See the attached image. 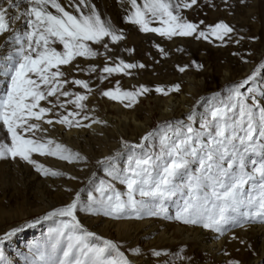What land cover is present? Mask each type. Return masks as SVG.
Wrapping results in <instances>:
<instances>
[{"label":"snow or ice","instance_id":"obj_1","mask_svg":"<svg viewBox=\"0 0 264 264\" xmlns=\"http://www.w3.org/2000/svg\"><path fill=\"white\" fill-rule=\"evenodd\" d=\"M127 3L131 11L124 19L138 25L141 32L168 39L196 34V39L212 36L223 41L234 31L222 21L204 31L187 20L182 10L197 5V0H143L142 6L138 0ZM153 21L162 26L150 27ZM5 34L0 41V160L19 159L41 175L64 176L66 173L33 158V154H38L69 163L86 160L66 145L36 135L48 131L41 122L49 126H90L82 123L90 119L84 103L88 96L65 88L71 83L91 91L89 84L82 79L67 80L68 73L61 66H69L70 71L77 57L102 55L92 45H102L110 52L104 38L110 37L116 43L124 37L104 18L94 0H0V36ZM136 67L145 66L120 60L115 67L105 65L100 71L128 75L126 70ZM90 70L97 71L95 66ZM262 73L264 61L242 81L226 86L223 99L216 101L220 94H214V102L198 119L194 106L184 119L158 123L139 143L122 140L127 153L122 171L118 159L123 153L119 151L97 161L108 176L125 186V191L100 181L87 191L86 202L81 196L85 189H81L70 203L4 233L0 243L26 227L55 218L56 226L49 230V249L39 251L29 264H132L118 242L89 231L77 218V212L113 219L163 217L220 235L235 227L264 225V106L254 95L249 102V94H254L256 88L249 86L247 92L241 91L246 85L255 84ZM105 78L101 76V82ZM179 90V85L167 90L162 86L155 88V92L165 96ZM149 91L140 85L135 91L117 87L101 94L121 102L126 99L129 103L125 106L132 107L138 96ZM61 96L69 99L61 102ZM50 97L56 98L55 103ZM41 101L52 106H42ZM66 104H74L76 111H67L66 115L53 111L57 107L66 109ZM100 122L92 119V123ZM177 197L175 215L171 216L168 202ZM132 252L138 253L139 249ZM3 259L0 253V261ZM228 264L240 262L229 260Z\"/></svg>","mask_w":264,"mask_h":264},{"label":"rangeland","instance_id":"obj_2","mask_svg":"<svg viewBox=\"0 0 264 264\" xmlns=\"http://www.w3.org/2000/svg\"><path fill=\"white\" fill-rule=\"evenodd\" d=\"M185 2H190V0H185ZM138 4L142 6L143 0ZM182 11L183 16L190 22L199 25L200 30L207 31L208 26H214L216 23L222 21L231 26L234 31L230 34V37H225L223 41L212 36H209L208 39H196V34L188 37L174 36L168 39L157 33L141 32L138 25H134L125 19L121 26H118L113 21L117 34L122 33L124 38L116 43H112L110 37H105L104 39L108 42L109 49H111L110 52L105 50L102 45H92L94 50L102 53V55H98L95 58L77 57L75 60L97 59V63L77 64L76 68L70 71L69 66H61L68 73L66 76L67 80L82 79L89 84L91 91L71 83L66 84L65 88L73 93L79 92L87 95L88 99L94 101V108L97 112L101 113L103 110L101 114L111 117L116 116V113L110 108V101L118 102L120 100H112L103 96L101 94L103 91L109 89L115 91L117 87L122 88L124 91H135L140 85H145L150 91L137 97L139 99L138 105L141 108V119L145 115L151 118L148 120L149 127L145 133L163 121L184 119L194 106L197 119L203 116L209 108L210 103L214 102V94H220L219 97H216V101L223 99L227 95L225 92L226 86L242 81L259 66L261 61H264V0H244L243 3L241 0H197V5H193L190 9H183ZM201 21L204 23L201 24ZM149 26L161 27L162 25L158 21H153ZM242 37L243 39H241ZM174 39L178 40L174 45H171ZM88 43L91 44V42ZM194 48L197 50H193ZM58 49L62 50V46H58ZM160 49L164 50L163 53ZM120 60L126 63L143 64L145 66L143 68L128 69L132 73L128 85L123 84V72L109 75L100 71L105 65L115 67L119 64ZM166 60L174 64L177 72H180L179 68L182 67L183 62L187 61L188 66H186V69L188 71L194 73L205 72L206 75L208 73L210 76L209 79H206V83L204 79H201L202 83L205 84L198 87V91L194 94L192 106L186 114L161 117L159 116L160 106L153 101L154 97L177 96L181 92L180 90L169 92L167 96L155 92V88L157 86L164 87V82L167 80V78L165 79L167 71L162 67L165 66ZM198 65L200 67H197ZM92 66H95L97 71L92 72L90 70ZM248 66L251 68V71L245 72ZM228 68L231 70L230 74L229 72L227 73ZM183 74L181 73L180 75ZM101 76L106 77L103 82L100 80ZM201 78H203V75ZM117 82H119V85ZM172 85L173 83L171 82L170 87ZM249 86L256 88L254 94H249V102H251V98L254 95L257 102L261 106H264V73L259 75L255 84L246 85L241 91L247 92ZM201 98L204 99L202 100ZM68 99L63 96L60 97L61 102H66ZM49 100L55 103L56 98L50 97ZM124 101L129 103L126 99ZM197 101H200V103L197 104ZM40 103L45 107L52 106L47 101H41ZM84 103L87 105V101ZM53 111L62 112L66 115L67 111H76V109L74 104H66V109L57 107ZM86 111L90 115L88 108ZM48 117L55 119L51 114H48ZM93 118H99V114H96ZM82 123L90 125L92 119L82 121ZM195 126L198 127V123ZM36 135L40 136V133ZM138 139L139 135L122 134V140L124 141L139 143ZM108 140V142H105L103 139L98 138L94 139L90 145L83 147V149L70 148L86 157L85 161L72 162L71 164L75 165L72 170H65L64 173L70 176H44L37 172L32 165L22 161L23 165H30V173H35L37 176V180L29 182V178L26 177V174H23L22 165L15 168H12V166L6 167L5 161L10 159L0 160V236H3L11 228L18 227L26 221L35 220L48 211L70 203V200L55 202L53 206L41 209L48 200H52L55 187L69 182V177H76V179H72L75 185L64 188L66 191L65 195L68 193L75 194L77 191L85 189V192H82L81 196H85L86 201L87 191L92 190L93 184H99L100 181L111 183L121 192L125 191V186L114 177L108 176L102 166L97 163V161L106 157V154H108L107 156H111L119 151L123 154L118 159V168L122 171L126 167L127 153L124 152L123 148H120L119 143H121V140L115 135L110 136ZM104 150H106L105 154ZM33 158L38 163L55 169L54 165L43 161L41 159L43 158L42 156H33ZM63 162L70 165L67 161ZM195 167L196 165H193V168ZM47 177L50 181L47 186L45 182L38 181ZM36 181L37 183H35ZM178 202L179 197L175 201L168 202L169 215L172 216L175 213ZM77 213L82 215L83 220L99 218V222L94 225V227L98 228L104 225V220H107L109 222L107 227L109 226V228L106 234H104L105 237L118 242L122 251L133 254L141 260L150 258L154 264H199L201 260L195 246L175 242L176 245L172 248L162 241V236L159 240H153L149 236L143 237L141 243H132L123 235L117 236L113 230L116 224L122 223L133 226L135 223L144 221L147 217L143 219H113L88 212L80 211L79 213L78 211ZM151 219L171 220L163 217H151ZM54 221L55 218L51 221H41L32 227L24 228L23 231L16 233L10 239H5L3 243H0V253L3 254L4 258L3 261H0V264H29L30 261L36 259L39 251L48 250L50 247L49 230L56 226ZM92 232L97 233V230H92ZM132 249H139V252L133 253ZM154 252H159L160 255H154ZM226 254L228 261L237 260L240 264H245L238 250H228ZM129 259L133 262L131 258Z\"/></svg>","mask_w":264,"mask_h":264},{"label":"bare ground","instance_id":"obj_3","mask_svg":"<svg viewBox=\"0 0 264 264\" xmlns=\"http://www.w3.org/2000/svg\"><path fill=\"white\" fill-rule=\"evenodd\" d=\"M139 2H141V0H138V3ZM94 3L98 6V9L103 13V16L106 20H110L112 24L113 21H115L118 26L122 25L124 17L128 14L129 11H131L130 5L127 3V0H124L123 3L121 2V0H94ZM6 35L7 34H5V36H0V41L5 39ZM177 40L178 39L172 40L171 45H174ZM193 50L197 49L194 48ZM86 63L95 64L97 63V59L75 60L73 61V66L71 67V70L75 69L77 64L85 65ZM164 65L165 66L162 67L165 69V71H167V74L165 76V79L167 78V80H165L164 82L165 90L170 87V84L172 82L173 85H179L181 92L177 96L168 95L165 98H161V96L154 97L153 101H155L160 106L159 116L170 117L179 116L184 113L186 114L189 108L192 106L194 94H196V92L198 91V87L203 86L206 83V79H209L210 76L208 73L206 75L205 72L194 73L188 71V69H186V66H188L187 61L183 62L182 64V67L185 68V71L183 72H177V68L175 69L174 64H172L168 60H166V64ZM230 71V68H228L227 73L229 72L230 74ZM250 71L251 68L248 66L245 72ZM127 72L129 73L128 75L122 74L123 84L126 85L129 84V80L132 77V73L129 72V70H127ZM181 73L184 74L180 75ZM202 75L203 78H201ZM201 79H204V84L202 83ZM120 89L124 91L122 88ZM138 100L139 99L137 98V102L133 104L132 107H126L125 105L127 103L125 101H110V108L115 111L116 116L109 117L101 114L103 110L101 111V113L97 112L94 108V101L88 99L87 108L90 112V120L93 119V116L99 114V118L97 119L101 121L100 123H91L88 128H76L66 127L60 124L49 126L42 122V127L47 129L48 131L45 133H40V135H43L46 139H54L55 141L62 143L69 148L76 147L81 149H83V147L85 146L90 145L94 139L100 138L103 139V141L108 142L109 137H112V135H115L119 140L122 141V134L124 133H129L130 135H139V142L140 138L148 129V120H150L151 118L150 116L145 115L144 118L141 119V108L138 105ZM119 144L120 148H122V143ZM105 153L106 150H104V154ZM107 155L108 154H106V156ZM33 156H38V154H33ZM42 157L43 158L41 159L43 161L55 166L54 170L65 172V170L69 171L72 170L73 167H75V165H72L71 163L70 165H68L56 157ZM5 163L7 165L6 167L12 166V168L18 166L21 167L22 165L24 170L23 174H26V177L29 178L28 181L31 182L37 180L36 174L30 173V165H23L22 161H20L19 159L15 161L10 159L8 161H5ZM66 175L70 176L67 173ZM43 180L38 181L45 182L46 186L50 182L48 177ZM35 183H37V181ZM70 185H75L72 179H70L69 182L62 183L61 185L55 187V189L53 190L54 194L52 200H48V202H46V204H44L41 209L47 206H53L55 202H62L66 200H70L71 202L75 194L68 193L67 195H65L66 191L64 190V188L69 187ZM82 199L86 202L85 196H83ZM174 215L175 213L172 214V216ZM77 218L80 220L81 224L89 231L96 229L98 235L106 238L104 234H106L107 229L109 228V226L107 227L109 223L107 220H104V225L98 228L94 227V225L99 222V218L97 217L95 219L88 218L86 220H83L82 215L77 213ZM113 230L117 236L123 235L124 237L128 238L129 241L132 243H141V239L143 237L149 236L152 237L153 240H159L162 236V241L165 242L167 246H170L172 248L174 245H176L175 242H178L180 244L186 243L188 245L195 246L197 254L201 259L199 264H228L226 252L228 250L234 251L235 249L236 251L238 250L245 264H264V225L260 224L250 225L246 227L231 228L230 230L226 231L223 235H220L218 233H215L208 229H204L199 226L185 225L175 219H171L170 221H163L162 219H151V217H147L144 219V221L135 223L133 226L122 223L116 224ZM233 236L238 237V239H232ZM241 240H243L244 243H240ZM125 254L126 256H128V258H131L133 260L132 264H154L150 258L141 260L126 251Z\"/></svg>","mask_w":264,"mask_h":264}]
</instances>
